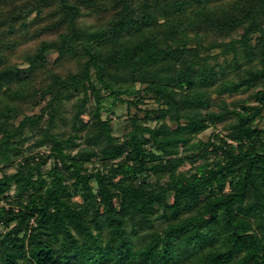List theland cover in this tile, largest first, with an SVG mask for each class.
Here are the masks:
<instances>
[{
	"label": "trees",
	"instance_id": "16d2710c",
	"mask_svg": "<svg viewBox=\"0 0 264 264\" xmlns=\"http://www.w3.org/2000/svg\"><path fill=\"white\" fill-rule=\"evenodd\" d=\"M9 2L0 167L15 172L0 170V264H264V0ZM33 10L49 25L30 31ZM145 96L158 110L116 137L103 113ZM217 125L224 136L196 141ZM28 132L40 151L26 153Z\"/></svg>",
	"mask_w": 264,
	"mask_h": 264
},
{
	"label": "rangeland",
	"instance_id": "374dc122",
	"mask_svg": "<svg viewBox=\"0 0 264 264\" xmlns=\"http://www.w3.org/2000/svg\"><path fill=\"white\" fill-rule=\"evenodd\" d=\"M26 1L27 0H15L14 3H8L5 5V10H9V9H15L16 10H23L26 9ZM32 8H27L26 10H31ZM14 11V12H15ZM45 13H48V11H44ZM25 14V16H22V19L27 18L26 21V25H30L31 27H29V30H33L36 29L37 27H45L46 24L49 25V23L46 21L45 22H41L39 19H37V10H33L30 14H27L26 12L23 13ZM39 23H41L39 25ZM39 25V26H38ZM8 25L6 24V20H0V31H7L8 29ZM239 33H234L233 34V38H239L238 37ZM49 36L43 37L38 39L37 41H35L34 43H31V41L29 42H25L23 43L18 49L17 51H20L18 53H15L12 57L11 60L16 63V64H22V55L26 52L29 51L30 49L33 48L34 45L38 44L40 41L42 40H47L50 39L48 38ZM51 38H55V34L52 35ZM218 41H222L223 39H217ZM227 41L230 40V38L226 39ZM219 53V50H215L214 54ZM57 55L54 53H51L48 55V59L50 63H53L54 60L56 59ZM219 61L220 63L223 61V57H219ZM231 58V56L229 57ZM60 71L63 73H68L71 71H76V67L73 63L67 62L65 63L63 66H60ZM140 87V86H138ZM213 99L215 100V102H219L220 98H218L217 94H213ZM251 97V92L250 93H246V94H242V95H235V96H228L225 95L223 96L224 99H226L228 101V103H231L233 101L236 100H244V99H250ZM123 99H126V97H123ZM112 104H114V101L112 99H107L105 106L106 108H109ZM44 105V104H43ZM160 107V105L156 102V100L152 97V96H145V98L142 100V103L139 105L138 108L134 107V106H129L128 103H121L118 102L115 107H114V113L108 115L107 112H104L103 115L104 117H108L110 116L112 118L113 121V127H114V135L116 137H123L124 134H126L130 129H131V120L132 118L138 116L142 119V121L147 120L146 115L147 112H152V111H156L158 110V108ZM40 110V108H37L36 112H38ZM33 110L27 109L26 113L27 114H32ZM156 114H152L151 117H155ZM86 117V116H85ZM87 119V117H86ZM145 124H148L152 127L156 126L157 122L155 120L152 121H147ZM263 124V121L260 122V125ZM224 125H217L215 127H211L209 128L206 132L200 134L196 141H203V142H207L214 134H221L222 136H224L226 134L225 130L223 129ZM26 144H25V151L27 154L30 153H36V151H40V150H35L32 152L33 147H34V142L36 141V138L33 137V135H31L30 132L27 133V139H26ZM41 151H46L48 153L47 150L42 149ZM182 155H184V153H182ZM204 163V160L200 159L198 160V162L195 163V165L191 164V163H186L181 169L180 171L182 172H191L194 171V168L198 165H201ZM52 164V162H49L48 167H50V165ZM95 167V168H94ZM99 168V166L97 165H89V169L93 170ZM0 170H3V172L5 170H7L6 172L11 174L14 173L15 170L14 168L11 169H7L4 166L0 167ZM1 173L2 171H0V177H1ZM0 206H5V207H9L7 205V203L5 201H1L0 202ZM14 226V224L11 226V228ZM9 229L5 228L4 226H0V233L5 234Z\"/></svg>",
	"mask_w": 264,
	"mask_h": 264
}]
</instances>
